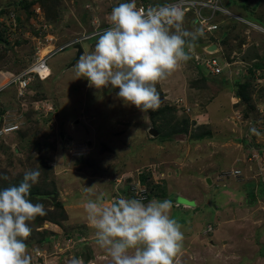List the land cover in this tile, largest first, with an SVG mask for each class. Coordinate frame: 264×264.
I'll use <instances>...</instances> for the list:
<instances>
[{"label": "rangeland", "instance_id": "obj_1", "mask_svg": "<svg viewBox=\"0 0 264 264\" xmlns=\"http://www.w3.org/2000/svg\"><path fill=\"white\" fill-rule=\"evenodd\" d=\"M13 1L0 0V84L32 61L33 26L37 24L34 9L39 8L43 16L47 12L35 3L30 7L32 15L27 17L24 10L9 6ZM53 1L57 4L56 17L44 19L51 26L54 44L58 47L90 32L94 28L93 20L98 26L107 24L112 9L126 2ZM242 2L239 5L233 2L228 8L235 13L239 9L250 12L258 2L260 7L252 11H259L256 13L264 17V0ZM44 3L51 10V0ZM242 14L256 25L261 24ZM193 24L191 17L185 16L183 27L193 31L197 29ZM222 38L225 40L218 43L222 56L233 63V51L238 48L233 45H241L245 37L236 26ZM96 39L80 43L84 54L93 50ZM201 50H193L194 54L199 53L198 59L190 56L168 79H181L183 93L187 90L185 85L219 91L211 103L202 101L211 118L209 124L203 125V120L191 123L185 113L181 114L183 105L180 103L179 108L170 97L164 98L166 93L156 84L161 97L158 108L169 106L174 110L175 118H166L170 127L178 118L188 120L187 133L175 135L171 141L161 135L167 132L166 128L160 129L161 134L154 138L147 132V126L154 128L159 124L152 123V114L158 108L143 113L133 105H125L117 97L119 89L109 86L97 90L88 86L87 79H76L74 66L66 70L74 57L72 47L64 48L47 61L50 75L42 81L33 78L24 98L14 101V88L0 94V102L3 101L0 104L5 107L0 129L16 125L25 134L23 139L17 134H0V177L8 178H0V189L22 180L26 170L39 169V182L31 189L38 193L50 192L53 204H60L55 208L44 200L46 215L39 216L44 219L43 224L30 222L31 235L25 242L31 264H112L106 251L95 243L84 203L89 198L104 197L107 201L120 196L134 198L131 192L138 186L136 175L149 165L156 169V164H161V171L143 172L144 183L140 185L148 194L143 200L145 203L152 198L163 200L165 196L173 202L170 215L181 225L184 234L182 251L174 258V264H264V194L260 192L264 183V112L261 109L264 104L254 100L263 99L264 103V90L259 85L248 90L252 104L258 102L260 107L255 106L243 116L247 113L241 111L242 105L236 109L221 90L235 94L237 81L222 78L226 68L220 75L210 74L202 63L205 52L202 47ZM249 50L254 51V47L250 46ZM203 73L211 77L207 82L201 79ZM189 107L193 109L191 104ZM237 114L239 118L234 119ZM199 122L202 125H197ZM251 128L259 135L253 134ZM234 148L239 150L236 158ZM253 155L258 161L251 158ZM175 159L185 164L179 173L168 164ZM234 169L241 171L239 176L230 175ZM206 177L210 178V185L205 184ZM86 187H92L91 193L85 191ZM148 187H151L149 191Z\"/></svg>", "mask_w": 264, "mask_h": 264}, {"label": "clouds", "instance_id": "obj_2", "mask_svg": "<svg viewBox=\"0 0 264 264\" xmlns=\"http://www.w3.org/2000/svg\"><path fill=\"white\" fill-rule=\"evenodd\" d=\"M184 20V11L175 4L147 10L138 8L137 0L119 4L112 9L109 22L102 25L110 24L97 37L93 50L75 62L76 79H87L88 86L97 90L109 86L119 89L117 97L143 113L156 110L161 103L156 84L191 58L190 50L204 35L199 28L185 29ZM247 76L255 81L252 72ZM250 131L259 135L255 128ZM40 175L39 169H28L18 185L0 189V264H31L25 242L31 235L29 225L46 215L44 204L30 199ZM85 191L91 193L92 187ZM172 207L168 199L152 198L145 203L124 196L110 201L89 198L84 203L95 243L106 251L112 264H174L182 251L184 234L170 215Z\"/></svg>", "mask_w": 264, "mask_h": 264}, {"label": "built area", "instance_id": "obj_3", "mask_svg": "<svg viewBox=\"0 0 264 264\" xmlns=\"http://www.w3.org/2000/svg\"><path fill=\"white\" fill-rule=\"evenodd\" d=\"M234 0H171L161 4H151L148 2H142L137 0V6L145 8L147 10L150 7H159L168 4H175L181 10L184 11L185 16H190L191 20L195 22V24L203 30L205 35L216 37L217 42H214L216 46V51L214 53L207 52L206 48H203L205 52V56H201L203 65L208 69L210 74L212 75H220L223 68L229 69L233 65L237 63L236 55L233 54L232 59H234L233 63L227 62V60L222 56V47L218 46L220 39L226 34L221 35V33L227 32L229 30L228 26L232 22L236 26H248L255 28L258 31H263V29L246 20L242 15L231 11L228 6L232 4ZM131 2V0H128ZM35 14V22H37L36 26H33L34 36L32 43V61L26 68L20 71L13 77H10L6 82H4L0 86V92L8 87H14L16 89V98L21 99L26 94V90L29 88L31 80L33 78H38L39 80H44L49 76V69L47 67V61L57 52L63 50L67 47H72L74 44L79 43L84 40H88L94 37H98L102 31L109 27L110 24L106 26H98L94 22V28L88 32L83 33L79 37H77L74 41H70L69 43L61 46H56L54 44L55 39L54 35L51 33V26L47 23L42 15V12L39 8L34 9ZM264 32V31H263ZM216 35V36H215ZM235 55V56H234ZM199 57V58H201ZM195 58L198 59L196 56ZM221 61V63H219ZM247 69H244V74ZM251 72L255 78L256 85L260 83L261 77L264 79V69H251ZM255 85V86H256ZM239 101V98H236L235 103ZM176 105L180 108L179 101L175 102ZM264 110L263 108H261ZM188 109H185L187 112ZM236 113V112H235ZM238 113V112H237ZM237 119L239 118V114L235 115ZM237 121V120H236ZM17 128L16 125L2 128L0 130V134L8 133ZM256 161H258V157L255 155L251 156ZM143 172L156 173V169H154L153 165H149L145 171H140L136 178L138 180V186L135 188L134 192H131V195L134 198L145 200L147 194L144 186L140 185V176ZM240 170L234 169L231 171L230 175L237 177L240 175ZM153 178V176H151ZM158 177V176H157ZM159 183V178L157 179ZM157 181L155 183H157ZM154 183V184H155ZM143 189V190H142Z\"/></svg>", "mask_w": 264, "mask_h": 264}, {"label": "crops", "instance_id": "obj_4", "mask_svg": "<svg viewBox=\"0 0 264 264\" xmlns=\"http://www.w3.org/2000/svg\"><path fill=\"white\" fill-rule=\"evenodd\" d=\"M16 1L17 0H15L13 2H16ZM120 1L122 2V0H120ZM139 1H142V0H139ZM168 1H171V0H163L162 2H155V3H151V4H161V3L168 2ZM152 2H154V1H152ZM259 7L260 6H259L258 2H255L253 4L252 8H250V12H245V11H242L241 9H239L238 14H240L242 12L245 15L251 16L253 19L259 20L261 24H258V25L261 26L263 29L264 28V17L263 16L260 17L261 15L256 13L259 11H256V12L252 11L253 9L257 10ZM242 13L240 15L244 16ZM94 22L96 23V20H93L91 22V24L92 23L94 24ZM251 22H254V21H251ZM254 23H256V22H254ZM238 27H240L241 35H243L245 37V40L243 42H241V45L240 44L237 45L238 43L236 45L235 44L233 45V46H238V48H234L235 50L233 51L235 53V55H237V63L235 65H233L231 68L227 69L226 74L224 76H222V78H224L225 80L228 79V80H230V82H235V81L240 82V81L247 79L248 76H247V74L246 75L244 74V69H247V71L245 73H248V70L251 72V69H254V66L256 69H261V70L264 69V32L254 30L252 27H248V26H238ZM208 38L203 35L202 39L205 41V44H203V45L202 44H200V45L195 44V46L190 50V56L191 57L192 56L198 57V54H199V53L194 54L192 52L193 50L199 52V51H202L201 47L203 49L204 47L207 48V46H211L214 44L212 41L208 42V40H205ZM250 46L254 47V51L249 50ZM207 77L208 76H206V74L203 73V76L201 77V79H205V82H207L208 81L207 79L211 78V77L210 78L209 77L207 78ZM180 80L181 79L170 81V79L167 78L165 80L158 82L159 89H161V91H163V93H166V95H167V96H164V98L170 97V99L173 100V101L172 100H170V101H172L174 103H175V101H179V103H181V105H183V107L180 109H184V112H183V110H181L183 112L181 114L185 113L188 117L187 119L191 123L195 122L196 120L197 121L203 120L204 121L203 125L209 124L211 118H210L209 114L207 113V111H205V109L202 105V101H207L208 103H211L217 97L219 91L213 92V88L209 87V85H207L209 88L206 90H204L205 88L200 89L201 87H198V86H193V87L191 86L190 87V86L185 85L187 87V90L184 89V93H183V85H182V83H180ZM168 83H169V86H168ZM166 86H168V87H166ZM261 86L263 87V90H264V79L262 77H261V81H260V84L258 87H261ZM223 89L224 88H222L221 90L225 93L226 100H228V98H229L231 103H233L232 105H235L236 97L234 96V93L230 92L229 90L227 91V90H223ZM208 99H210V100H208ZM254 100L260 101V103L264 104L263 99L256 98ZM208 103H207V105H208ZM189 104L192 105L193 109H191L189 107ZM259 105H258V102L255 104L256 107H260ZM186 108L188 109L187 112H185ZM225 118L227 121L230 120L229 119L230 117L229 118L225 117ZM197 125L200 126L202 124L199 122ZM210 137H212V136L210 135ZM234 152H235L234 156L236 158V156H238V152H239L238 148H234ZM235 158H234V160H235ZM168 164H172L174 166V168L172 170H175L176 173L177 172L179 173V171L182 170L183 166L185 165L184 163H182V160H179V162H178V161H176V159L174 162L169 161ZM156 165H157L156 166L157 167L156 172H160L161 171V167H160L161 164H156ZM163 169L165 170L164 167H163ZM168 174H169V172H167V176H168ZM150 189H151V187L147 188L148 191ZM166 197L167 196H165V199H166ZM103 199H105V198L103 197Z\"/></svg>", "mask_w": 264, "mask_h": 264}, {"label": "trees", "instance_id": "obj_5", "mask_svg": "<svg viewBox=\"0 0 264 264\" xmlns=\"http://www.w3.org/2000/svg\"><path fill=\"white\" fill-rule=\"evenodd\" d=\"M45 1L46 0H17L16 2H12L11 4H9V6L12 9H22V10H24V12L26 13V15L28 17V16L32 15L31 14L32 12L30 11V7L33 4H35V3H39V5H41L43 11L47 10V12L44 13L45 14L44 17H46L47 19H50V18L54 19L56 17L55 10H56L57 4L53 0H51V10H50L49 9L50 5H48V4L46 5L44 3ZM240 1L242 2V1H245V0H234V1H232V3L235 2L237 5H239L241 3ZM242 3H244V2H242ZM9 6H5V9L9 8ZM244 9H246V8H244ZM49 10H50V12H49ZM244 11H246V10H244ZM194 24H195V22H194ZM194 24H193L194 27L199 28L197 25H194ZM233 27H236V25H234L231 22L230 25L228 26V28L232 29ZM225 33L226 32L221 33V35H223ZM0 36H2L1 31H0ZM204 36H206V37L208 36L209 37V38L207 37L208 39L211 38L213 43L217 42L216 37L205 35V34H204ZM202 37H200L198 39V41H196L195 44H197V45L205 44V41L202 39ZM223 40H225V39L224 38L220 39V41H223ZM202 56H203V53H202ZM254 68H255V66H254ZM247 79H249V80L236 82V84L234 85V88H235L234 96L236 98H239V101L237 103H235V107H236V109H238L240 107V105H242L241 111L246 110L244 112L247 113V114H244L243 116L248 115V111H250V109H253L255 107L254 103L252 104V99H251V97L248 94V90H251L254 87L255 81L253 80L252 76L247 78ZM203 81H205V79H203ZM9 88H13V87H9ZM14 94H15V96H14L15 99H13V100L16 101L17 100L16 99V89H15ZM0 103H3V101H1ZM3 111H5V107L2 104H0V117L3 115L1 113ZM148 112L150 113V110ZM173 112H174V110L172 108H170L169 106H165L164 108H158L155 111V113L152 114V116H153L152 123H154V124H156V123L158 124L159 123L157 126L154 125V128L156 129L158 135L161 134L160 131H159L160 129L164 130V128H166L165 131H167V132H164V134H161V135L163 137H165L166 139L170 140V141L172 140L173 136H175V135L177 136L179 134L180 135L181 134H186L187 133V124H188L187 123L188 120H183L182 118H178V120L176 119L177 123H175L174 126L170 127L169 122L166 121V118L167 117L175 118V116L173 115ZM263 112H264V110H263ZM0 121H1V119H0ZM20 129H21V127H18L14 132H12V134H17L18 138L23 139L25 134L23 132H21ZM207 134H209V136H210V133H207ZM259 149H262V148L259 147ZM14 151H16V149H14L13 152ZM140 180H141L142 183H144L143 182L144 180H143L142 177L140 178ZM21 181L22 180L13 181L12 183L6 184V187H8L10 185H18ZM260 192L262 194H264V183L262 184V186L260 188ZM51 195L52 194L50 192H48V193L47 192L38 193V192H36L35 189H31L30 199L34 203H37V202L43 203V201L46 200L48 203L52 204L55 208L56 207H60V204H58V203H54L53 204L52 199H51V197H52ZM150 197L151 196H149V198ZM43 222H44V219L39 218V216L36 217V219L34 220V224H36V225H41V224H43ZM86 259H87V257L85 259H83V260L85 261Z\"/></svg>", "mask_w": 264, "mask_h": 264}, {"label": "water", "instance_id": "obj_6", "mask_svg": "<svg viewBox=\"0 0 264 264\" xmlns=\"http://www.w3.org/2000/svg\"><path fill=\"white\" fill-rule=\"evenodd\" d=\"M72 49L75 51V53H74V57H73V59L70 61V63L67 64V66H66V70L72 68V67L75 65V62H76V61L79 59V57H80L81 55H83V53H84L83 48H82V46L80 45V43H76V44L72 47ZM215 49H216V46L213 44V45H211V46H208V47L206 48V51H207V52H213V51H215ZM147 132H148V134H149V136H150L151 138H154V137H156V136L158 135L157 131H156L155 129H153L150 125L147 126ZM204 182H205V184L210 185L211 180H210L209 177H206V178H204ZM52 202H53V200H52Z\"/></svg>", "mask_w": 264, "mask_h": 264}, {"label": "bare ground", "instance_id": "obj_7", "mask_svg": "<svg viewBox=\"0 0 264 264\" xmlns=\"http://www.w3.org/2000/svg\"><path fill=\"white\" fill-rule=\"evenodd\" d=\"M16 20H18V19H16ZM29 31V30H28ZM31 31V30H30ZM18 36V35H17ZM198 41V40H197ZM14 42V41H13ZM9 50H11V49H9Z\"/></svg>", "mask_w": 264, "mask_h": 264}]
</instances>
